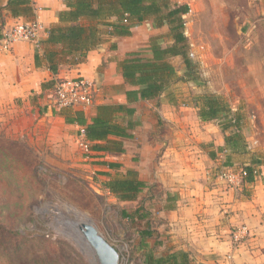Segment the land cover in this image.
Wrapping results in <instances>:
<instances>
[{
  "label": "crops",
  "instance_id": "0c3cea01",
  "mask_svg": "<svg viewBox=\"0 0 264 264\" xmlns=\"http://www.w3.org/2000/svg\"><path fill=\"white\" fill-rule=\"evenodd\" d=\"M6 3L0 0V34L22 20L11 17ZM29 4V21L35 20L41 26L39 45L17 42L7 52L0 50V114L22 112L28 121L38 120L36 126L44 125V120L52 121L48 135L63 152L66 148L70 151L71 146L76 149L83 128L68 122L69 118L81 114L89 124L98 106L130 109L132 114L114 115L116 123L128 127L129 137L109 135V141L94 142L104 149H90L89 158L86 161L83 156V161L95 166L99 175L108 177L107 181L117 176L123 179L127 172H133L146 186L133 200L122 201L133 202L134 211L143 207L140 200L145 192L153 187L162 192L159 199L151 198L148 215L150 220L158 221V232L167 235L174 249L171 252H186L200 264H264V163L258 156L262 151L250 146L246 153L230 155L223 150L219 125L200 121L197 110L183 104L189 94L178 87L191 83H172L154 100L128 102L126 98V92L135 88L122 77L120 61L136 52L149 57L148 42L153 36H161L163 46L171 44L167 27L154 28L151 21H146L133 28L129 37H107L87 53L84 62L71 66L64 61L53 74L48 55L56 48L46 44L45 29L58 23L57 13L65 7L60 0H29ZM146 23L150 24V33L142 45L134 38V31ZM168 62L178 77L184 74L185 65L179 56ZM76 77L95 83L92 107L85 112L55 109V84ZM256 160L259 165L254 166L258 172L253 181L243 182L238 189L228 188L216 177L222 167L249 166ZM241 226L248 234L235 243L232 234Z\"/></svg>",
  "mask_w": 264,
  "mask_h": 264
},
{
  "label": "rangeland",
  "instance_id": "374dc122",
  "mask_svg": "<svg viewBox=\"0 0 264 264\" xmlns=\"http://www.w3.org/2000/svg\"><path fill=\"white\" fill-rule=\"evenodd\" d=\"M172 2L190 8L185 35L205 82L178 87L189 94L186 103L192 95L223 97L242 118L247 147L262 151L258 156L264 163V1ZM149 33L146 23L134 38L143 45ZM44 122L36 126L38 120L28 121L22 112L0 114V264H99L76 226L85 221L117 250L119 264H145L149 251L156 258L171 253L167 235L148 215L151 198L159 199L162 192L153 187L142 195L145 221L128 220L123 212L133 213L134 203L107 192L103 183L108 177L83 161L78 145L62 152L48 135L54 123ZM143 230L155 234L145 248L139 236Z\"/></svg>",
  "mask_w": 264,
  "mask_h": 264
},
{
  "label": "trees",
  "instance_id": "16d2710c",
  "mask_svg": "<svg viewBox=\"0 0 264 264\" xmlns=\"http://www.w3.org/2000/svg\"><path fill=\"white\" fill-rule=\"evenodd\" d=\"M64 10L57 13L58 23L52 24L45 33L46 44L56 50L48 55L50 69L53 74L58 72L59 65L66 62L76 66L86 59L89 51L98 48L107 37H129L131 30L140 24L151 21L154 28L166 26L168 37L172 41L167 46L161 45V36H153L148 42L149 57H141L139 53H131L120 61L122 77L135 89L126 92L128 102L137 100H154L170 84L175 82L191 83L194 87H202L198 63L190 55V44L185 35V20L190 8L187 4H179L172 0H60ZM6 9L14 19L29 21L32 7L29 0H7ZM179 56L185 65L184 74L178 77L168 59ZM54 91V88H53ZM175 100V99H174ZM190 105L197 110L200 121L215 122L219 125L224 137L223 150L229 154L247 152V143L241 133L242 118L234 112L225 99L215 94L192 95ZM184 105L188 103L183 102ZM117 112L131 113L124 106H98L96 115L87 124L81 114L69 118L68 122L83 127L84 135L92 145V151L104 149L94 142L109 141L107 137H129L128 127L116 123ZM132 114V113H131ZM261 163V162H260ZM112 165V164H110ZM259 165L256 160L249 166H227L236 170L244 168L247 176L244 182L253 181V168ZM109 175V174H107ZM108 192L120 201H131L146 187L138 181L133 172H127L125 178L120 176L109 179L103 184ZM128 220L137 219L143 222L148 215L140 207L131 214L123 213ZM153 232H139L140 243L145 248L146 239L152 238ZM145 264H192L190 256L183 251L171 252L165 256L154 257L149 251L144 256Z\"/></svg>",
  "mask_w": 264,
  "mask_h": 264
},
{
  "label": "built area",
  "instance_id": "2783aa9c",
  "mask_svg": "<svg viewBox=\"0 0 264 264\" xmlns=\"http://www.w3.org/2000/svg\"><path fill=\"white\" fill-rule=\"evenodd\" d=\"M41 26L37 21L16 20L13 25L5 29L0 34V50L7 52L11 46L17 42L32 43L36 47L39 45L38 36ZM95 83L82 77L63 79L58 81L53 91V106L55 109H71L79 112L89 110L94 103ZM84 129L79 130L77 144L82 151L84 160L87 161L91 154L90 145L85 138ZM257 169L253 168V175L257 174ZM247 171L244 168L233 170L222 167L216 177L228 188L238 189L242 186ZM248 234L245 226H241L232 234V241L239 243ZM227 261L231 256H227Z\"/></svg>",
  "mask_w": 264,
  "mask_h": 264
},
{
  "label": "water",
  "instance_id": "95a60500",
  "mask_svg": "<svg viewBox=\"0 0 264 264\" xmlns=\"http://www.w3.org/2000/svg\"><path fill=\"white\" fill-rule=\"evenodd\" d=\"M82 240L94 254L99 264H119V254L89 223L76 224Z\"/></svg>",
  "mask_w": 264,
  "mask_h": 264
},
{
  "label": "bare ground",
  "instance_id": "6f19581e",
  "mask_svg": "<svg viewBox=\"0 0 264 264\" xmlns=\"http://www.w3.org/2000/svg\"><path fill=\"white\" fill-rule=\"evenodd\" d=\"M78 225V224H77Z\"/></svg>",
  "mask_w": 264,
  "mask_h": 264
}]
</instances>
